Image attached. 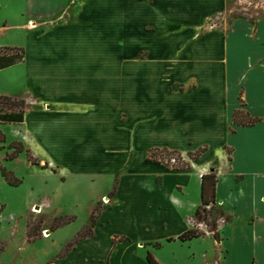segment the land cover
Wrapping results in <instances>:
<instances>
[{
	"label": "crops",
	"instance_id": "0c3cea01",
	"mask_svg": "<svg viewBox=\"0 0 264 264\" xmlns=\"http://www.w3.org/2000/svg\"><path fill=\"white\" fill-rule=\"evenodd\" d=\"M27 1L21 14L0 16V47L24 49L21 61L0 69V95L25 102L22 121H0V132L2 143H22L39 164L25 153L29 174L18 159L0 165L34 193L28 208L39 207L37 214L52 204L47 179L67 181L65 171H51L65 162L57 152L72 156L66 162L79 185L107 183L90 195L87 219L59 212L23 228L0 197V264L8 249L17 254L6 259L12 264H149L147 251L161 264L193 262V245L210 237L196 215L208 172L217 175L216 202L228 220L218 223V253L205 251V264H264V17L208 26L226 0H167L182 10L132 0L121 15L106 10V1L78 0L67 22L49 26L69 3L50 12ZM197 1L207 7L204 16L185 4ZM239 107L261 120L235 125ZM163 147L185 156L205 150L190 169L177 170L147 159ZM3 186L19 185L0 169ZM62 216L74 219L51 227ZM85 225L91 233L65 250ZM193 228L203 234L179 239Z\"/></svg>",
	"mask_w": 264,
	"mask_h": 264
},
{
	"label": "rangeland",
	"instance_id": "374dc122",
	"mask_svg": "<svg viewBox=\"0 0 264 264\" xmlns=\"http://www.w3.org/2000/svg\"><path fill=\"white\" fill-rule=\"evenodd\" d=\"M106 1V10L108 9L110 13L113 12L114 8L118 9V14L121 15L122 12L126 13V6L129 4L132 0H103ZM144 1V0H143ZM157 3V0H155ZM160 2H163L164 7L166 6V9L169 8H178L183 9L184 5L182 6L181 2L174 3L173 1L168 3L167 0H158ZM187 1V0H186ZM68 2L69 3V10H64L62 13V16L59 18L54 17L49 26L52 25L53 22H60L64 23L67 22L69 16L76 10L78 0H37L35 3L32 0H28L27 4L28 6H36L38 8V11L40 7L45 11L52 12V8L55 6V3L58 4L59 11L63 10V5ZM168 3L167 5L165 3ZM206 0L204 1V3ZM41 3V4H39ZM109 3L112 4L113 8H109ZM22 4L25 5L24 0H0V16H8L13 17L15 15L21 14L22 11ZM159 6L160 4L157 3ZM187 7L199 9V6L203 9H201L202 16L207 14V11H205V8H207L205 5H203L202 1H197V4H189L188 2H185ZM200 4V5H199ZM207 6H209L207 3ZM108 6V7H107ZM193 6V7H191ZM205 6V7H203ZM33 8V7H32ZM112 11V12H111ZM212 15V14H211ZM264 17V0H226V7L225 10L219 13L218 16L214 17L213 19L209 20L208 26H214L213 23H217L218 25L221 23H224L223 26L226 27L227 22L243 18L250 20L252 22H255L259 18ZM212 18V17H211ZM226 23V24H225ZM127 37L129 39V34H127ZM127 56V53L125 54ZM20 101V98H14L13 104L6 105L3 102H0V110H17L19 109V105H17ZM25 105V102H24ZM126 123H129V118L126 120ZM61 138V137H60ZM62 140V138H61ZM11 143V142H10ZM9 142L0 143V159H18L16 161V165L18 166L19 171L24 172L26 174L30 173V170L27 166L23 165V162H21L20 159H25V152H22L21 155L10 158L12 154L14 153V148L16 147V144H12L10 146ZM3 144V145H2ZM9 144V146H8ZM49 152H54L53 149L50 147L48 148ZM52 153V154H53ZM58 153V152H57ZM55 153L56 159H64L65 162L59 163V167H52L48 162H46V167H52V172H62L65 171V177L67 178V181L65 183L61 182V176L57 175V180L53 177H49L47 179L46 186L50 187L53 190L54 194H51L52 204L51 207L43 213H35L31 209L34 208H28L29 200L34 197V193H30L28 187H21V182L18 184V187L9 188L7 186H3L0 188V197H2L6 202L11 203L13 205L11 209L13 214H15L20 220V226L21 228L24 227V222L28 221L30 224H34L35 222H39L40 220H44V218L51 215H56L59 212L62 213H77L80 219H87V211L89 207V201H90V195L96 194L97 191L101 189L103 185L107 183L105 179L101 181V184L98 187H89L86 182H83L79 185V181L74 179V165L72 163L66 162V159H73L72 156H69L67 153V150L64 149L63 153L57 154ZM44 166L45 163H42ZM0 167H3L0 165ZM38 175H42L43 172H35ZM69 180V182H68ZM109 182V181H108ZM74 183V186H71V184ZM102 202H105L102 200ZM0 206L2 204L0 203ZM216 207L220 208V204L216 202ZM204 207V206H202ZM216 207H214L211 212L209 206H205V211H203V218L204 223H202V226L200 229L204 230L206 234H208L210 237H205L200 243H195L193 247H197V253H196V259L193 260V262H188V264H205V251L208 253L209 256H214V254L218 253V250L215 248L214 242H219V235L216 233V228L218 223L225 222L228 220V215L223 211V214L218 213L216 210ZM40 210V209H37ZM202 210V209H201ZM60 213V214H62ZM2 217V211L0 212V220ZM67 216H62L55 218L53 222L51 223V227H57L58 223L65 220ZM6 225H11V223L5 222ZM35 225V224H34ZM33 228H31V231ZM213 231V232H211ZM21 232H23V229H21ZM90 233V228L87 226L81 233V236L87 235ZM44 235V234H42ZM8 240H11V237H9ZM0 247H2V244L0 243ZM19 249V248H18ZM213 251V252H212ZM17 255L16 253H13V250L8 249L1 255V259L3 258V261L5 264H12V261L7 262L6 259H9L11 256ZM208 256V258H209ZM211 258V257H210ZM7 262V263H6Z\"/></svg>",
	"mask_w": 264,
	"mask_h": 264
},
{
	"label": "trees",
	"instance_id": "16d2710c",
	"mask_svg": "<svg viewBox=\"0 0 264 264\" xmlns=\"http://www.w3.org/2000/svg\"><path fill=\"white\" fill-rule=\"evenodd\" d=\"M23 58H24V49L23 48H20V47H0V69L5 68L7 66H10L16 62H19ZM13 101H14V98H12L10 96L0 95V102H3L6 105L13 104ZM17 105L20 106L18 109V112L13 113L14 110L11 109L9 113L7 111L4 113H0V121H15V122L22 121L23 111H24V109H23L24 108V100H20ZM243 105H244V103L242 102L241 106H243ZM232 119H233V123L235 125H240V126H252L261 120V118H259V117L251 116L250 113L248 111H246L245 109H243L242 107H239L233 111ZM4 141H5V137L0 132V143H2ZM12 144H16V147L14 148V153L12 154V156L10 158H15L19 155V153L25 151L27 158L32 163L39 164L38 159L32 155V153L30 152L29 149H25L24 146L22 145V143L11 142L10 146ZM204 150H205V148L203 147V148L198 149L196 152H188L187 156L190 159L194 160ZM172 156L176 157L177 162L175 164H170V163H168V161L166 163L164 161L165 159H170V157H172ZM147 159L151 160V161L158 162V163H164L169 169L184 170V169H190L191 168V164L188 161L182 160L181 153L179 151L170 150L166 147L150 149L148 151ZM46 164L47 163H45L44 167H46ZM0 169H1L2 176L6 179V181L9 184L14 185V186H17L18 184H20L21 180L19 178L15 177V175L12 172L7 171L3 167H1ZM201 181H202V190H201L202 205L200 207H197L196 215L204 221L205 218H203V211H205V206H209V208H210L209 213L211 212V210L214 207H216L215 206V204H216L215 191H216L217 175L215 174V172L204 173L201 176ZM202 206H204V207H202ZM216 210L218 213L223 214L222 209L216 207ZM1 211H2V206H0V212ZM73 219H74V216H67V218L65 220H63L62 222L58 223L57 226L66 224ZM87 226L89 227V225H85L84 227H82V229H80L77 232V234L73 238L72 242L68 243L65 250H68L69 247H71V245L74 244L77 240L81 239L83 236H86V235L81 236V233ZM90 233H91V230H90ZM202 234L203 233L201 231L193 228V229H189V230L185 231L184 233H182L179 236V239L187 240V239H191L194 237H199ZM159 245H160L159 243H155V246H159ZM146 258H147V261L149 264H161L150 251H147Z\"/></svg>",
	"mask_w": 264,
	"mask_h": 264
},
{
	"label": "built area",
	"instance_id": "2783aa9c",
	"mask_svg": "<svg viewBox=\"0 0 264 264\" xmlns=\"http://www.w3.org/2000/svg\"><path fill=\"white\" fill-rule=\"evenodd\" d=\"M181 157H182V160H184V161H188V162L191 164L192 159H190L188 156H185V155H182V154H181ZM164 161H165L166 163H167V161H168V163H170V164H175V163L177 162L175 156L170 157V159H165ZM32 208H34V207H32ZM38 209H40V208L38 207ZM40 210H41V209H40ZM42 233L44 234V231H43ZM45 235H46V234H44V236H45Z\"/></svg>",
	"mask_w": 264,
	"mask_h": 264
},
{
	"label": "bare ground",
	"instance_id": "6f19581e",
	"mask_svg": "<svg viewBox=\"0 0 264 264\" xmlns=\"http://www.w3.org/2000/svg\"><path fill=\"white\" fill-rule=\"evenodd\" d=\"M34 211L39 212L38 210H34Z\"/></svg>",
	"mask_w": 264,
	"mask_h": 264
}]
</instances>
